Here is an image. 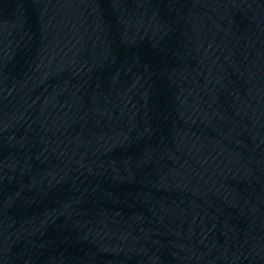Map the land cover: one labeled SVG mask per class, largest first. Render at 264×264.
Masks as SVG:
<instances>
[{
	"label": "water",
	"instance_id": "obj_1",
	"mask_svg": "<svg viewBox=\"0 0 264 264\" xmlns=\"http://www.w3.org/2000/svg\"><path fill=\"white\" fill-rule=\"evenodd\" d=\"M0 264H264V6L0 0Z\"/></svg>",
	"mask_w": 264,
	"mask_h": 264
}]
</instances>
